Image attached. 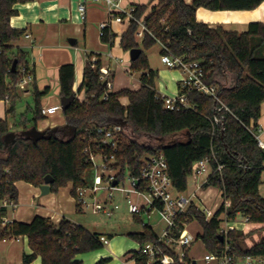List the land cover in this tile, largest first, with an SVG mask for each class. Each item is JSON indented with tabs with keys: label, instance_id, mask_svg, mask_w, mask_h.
Wrapping results in <instances>:
<instances>
[{
	"label": "trees",
	"instance_id": "trees-1",
	"mask_svg": "<svg viewBox=\"0 0 264 264\" xmlns=\"http://www.w3.org/2000/svg\"><path fill=\"white\" fill-rule=\"evenodd\" d=\"M26 1L0 0V99L6 101L8 98L7 113L15 111L16 100L21 96L19 82L25 75L21 68L26 67L34 75L27 52L14 45L27 31L11 24V18L18 14L15 5ZM263 2L158 0L150 10L147 4H134L136 19L129 20L128 28L121 36V46L125 50L142 49L140 56L130 62V71L141 72L140 88L109 91L105 80L100 78L101 60L89 58L76 92L75 64L65 63L59 69L60 96L76 95V99L63 111L66 124L77 128L75 135L48 128L49 135L36 141L21 133L44 118L41 102L50 91L49 88L39 89L32 80L33 119L28 121L27 116H23L20 123L14 122L11 127L7 118H0V200L18 203V181L41 186L49 174L54 179L51 184L53 191L57 192L71 183L75 194L78 187L88 183L90 163L84 153L87 129L127 121L118 156L122 165L130 166L135 173L140 169L142 157L162 151L167 157L174 187L184 192L194 162L211 158L213 172L203 186L218 187L224 202L211 220H207L204 210L194 204L182 217L183 221H197L202 226L198 238L202 239L208 253H217L229 242L234 255L264 257V237L248 248L241 245V240L256 229L245 233L234 228L222 239L219 219L223 212L227 213L229 220H235L241 213L249 223L259 224V229L264 230V197L259 190L263 183L264 149L258 145L249 128H258L264 103V21L252 22L247 31L238 32L228 31L222 26L212 27L197 18L200 7L250 10ZM141 19L145 20L147 30L139 41L138 20ZM115 37L111 26L101 36L108 43ZM156 43L162 44L161 53L188 55L201 61L205 81L217 86L218 96L232 109L227 113L224 132L212 134L215 99L203 92L195 90L189 93L190 100L196 104L195 109L166 108L164 98L156 89L158 72L150 66L146 53ZM114 76L109 72V78L114 80ZM82 90L86 92L85 100L77 95ZM107 92L108 97L104 98ZM122 97L128 98V105L122 103ZM20 125L22 129H18ZM12 131L16 136L7 144L6 137ZM213 150L216 151L214 156ZM218 161L224 164L221 171L216 170ZM7 213V208L0 210V215ZM134 218L142 223L139 217ZM143 226L142 231L130 232L129 236L140 244L156 240V230L150 224ZM102 235L68 218L55 223L50 217L37 215L30 222L13 221L4 227L0 222V240L28 237L32 253L24 254V264H32L39 256L42 264H83L76 256L103 248ZM130 253L136 264H148L147 257L138 250ZM192 261L188 253L185 263L177 260L174 264H190ZM105 262L106 259H101L98 264Z\"/></svg>",
	"mask_w": 264,
	"mask_h": 264
},
{
	"label": "built area",
	"instance_id": "built-area-1",
	"mask_svg": "<svg viewBox=\"0 0 264 264\" xmlns=\"http://www.w3.org/2000/svg\"><path fill=\"white\" fill-rule=\"evenodd\" d=\"M121 1L104 0L108 7L109 16L107 20L100 23L101 36L105 34V29L115 21L125 22L126 20L136 19L134 16L136 7L131 6L125 9L122 7ZM86 3L87 0H82L78 6L83 19L86 16ZM138 22L140 28L137 36L142 40L145 37L147 25L144 19L138 20ZM161 61L167 67L177 69L182 74L178 81L180 91L177 95L160 93L165 100L166 108L170 110L195 109L196 104L190 100L189 93L195 90L203 92L215 99L214 113L211 118L212 134L216 135L224 132L226 130L227 113L232 112V109L218 96L217 86L210 85L205 81V69L201 61L194 60L188 55L173 53H162ZM21 71L25 75L19 82V88L27 92L28 85H30L34 76L26 67H22ZM101 73L100 78L105 80L108 90H113V79L109 78V70L102 67ZM107 97L108 92L104 95V98ZM5 102H9L8 98ZM61 109V104L47 108L42 107V113L48 115ZM249 128L253 131L258 145L264 149L263 128L260 124L256 130L253 126ZM123 130L124 124L122 122H115L108 126L95 125L87 129L84 153L90 163V168L94 170V175L92 180L78 187L75 194H73L77 207L81 211L90 208L93 213H101L104 216L112 217L114 215L116 192H121L122 196L124 195L129 213L134 217H139L143 225L150 224L154 228L150 221V216L154 212H158L165 222L162 231L157 232L158 237L156 240L143 243L137 249L140 254L147 257L148 264H174L177 260L185 263L189 248L198 239V236L196 237L189 229L192 222L189 220L183 221L182 217L192 204L200 207L199 202L196 201L197 190L190 196L176 190L169 174L167 157L162 151L142 157L141 166L137 173L133 172L130 166L122 165L118 155L124 138ZM215 153L216 151L213 150V156ZM211 161L210 157H205L194 162L192 174L198 177L209 171V169L212 173ZM223 167L224 164L218 161L216 170L221 171ZM115 181L117 182L114 184ZM126 182H128V186H126ZM133 195H136L137 198L134 199ZM16 205L17 203L9 199L0 200V210L7 208L9 211V209H14ZM201 208L206 213L207 220H211L216 216L220 207L216 211L206 205ZM219 219L221 220L220 233L222 235H227L230 230L237 227L235 223L228 225L229 218L226 212L221 213ZM245 220L247 222L248 218H245ZM0 222L4 227L12 223L13 220L7 213L6 215H0ZM101 240L104 244L109 241L105 237H101ZM232 249L231 244L227 242L217 253H207L205 259L207 261L218 259L221 264H252V261L258 258V261L264 264V257L262 256H237L232 253ZM243 259H246V262Z\"/></svg>",
	"mask_w": 264,
	"mask_h": 264
},
{
	"label": "crops",
	"instance_id": "crops-1",
	"mask_svg": "<svg viewBox=\"0 0 264 264\" xmlns=\"http://www.w3.org/2000/svg\"><path fill=\"white\" fill-rule=\"evenodd\" d=\"M81 1L27 0L15 5L18 14L11 18V24L13 27L26 29L27 32L14 45L15 48H20L28 54L30 67L34 70L33 85H36L41 90L50 89L49 93L42 98L41 103L44 108L61 104L59 82L61 65L65 63L75 64L76 82L74 89L77 91V88H80L82 83L84 69L89 58L101 60L103 67L109 72H113L114 75H116V71L112 69L111 64L104 63V52L101 51L107 49L111 60L113 59L121 64L124 63V59L119 57L121 54L120 50L115 49V43L118 40L117 33L123 31L120 24L125 22H113L111 28L116 37L111 43L105 42L99 37V30H97L96 25L108 19L109 14L106 3L104 0H87L86 16L83 19L78 9ZM157 1L122 0L121 5L123 8L128 9L134 4H147L150 10ZM185 1L188 3L193 2V0ZM197 18L212 27L222 26L228 31L244 32L248 30L250 23L264 21V2L250 10H211L200 7L197 10ZM121 36L119 39L120 44ZM120 66L122 67V65ZM181 76L182 74L179 71V76L176 80V90L174 93L167 95H177L179 93L178 81ZM140 86L135 84L132 89H138ZM128 87L125 84H120L115 89L113 83V91ZM31 93V85H28L27 92H21V96ZM121 100L123 104H129L127 97H122ZM5 104L6 116H0V118L10 120L9 113H7V103L5 102ZM56 112L44 115V118L37 123V127L44 130L65 125L64 113L62 118ZM2 114L3 112H0V115ZM259 124L263 128L264 136V103L262 104V115L259 119ZM10 125L13 127V120H10ZM22 127L20 125L18 129H22ZM16 185L19 190V200L16 207L8 211V216L13 221L30 222L35 216L41 215L50 217L55 223H59L63 218H68L75 223L81 224L74 219L77 212L82 211L77 207L71 183L61 187L57 192L53 191L51 187V191L47 194L42 193L40 186H35L25 181H18ZM259 190L264 197L261 192V186ZM244 225L246 224H236L237 227L243 226L245 228ZM130 232L134 231H128V233ZM115 235H118V233H109L110 238L105 234L101 236L109 240L106 244L108 246L94 253L92 264H98L101 259H106L104 264H136L130 253V251L137 250L136 246L128 243L124 235L120 239L116 238ZM25 253H32L27 236L0 240V264H24ZM76 259L84 263L85 254H78ZM32 264H42L41 257L36 258Z\"/></svg>",
	"mask_w": 264,
	"mask_h": 264
},
{
	"label": "rangeland",
	"instance_id": "rangeland-1",
	"mask_svg": "<svg viewBox=\"0 0 264 264\" xmlns=\"http://www.w3.org/2000/svg\"><path fill=\"white\" fill-rule=\"evenodd\" d=\"M123 31L118 32L117 38L118 40L115 43V49L120 50V55L119 57L124 59V63H117L115 60H111L110 57L108 56V50L105 49L104 51V63L106 64H111V67L113 70L116 71V75L114 77V86L115 89H117L120 84H125L126 86H129L132 88V86L138 85L140 86V76L141 72L139 71H130V62H131V57H130V50H125L120 42V36L128 28L129 21L126 20L125 23L120 24ZM97 30H99V37L100 35V23L96 25ZM139 41H141L138 38ZM161 49L162 45L161 43H156L153 46H151L149 49L146 50V53L148 55L149 63L150 66L155 69L158 72V76L156 78V89L159 93L162 94H172L176 90V80L179 76V71L177 69H172L167 67L162 61H161ZM119 64V65H118ZM122 65V67L120 66ZM119 66V67H118ZM128 70V71H126ZM78 80V78L76 77ZM76 82V80H75ZM128 87V88H129ZM135 88V87H133ZM77 88V91L78 92ZM21 90V89H20ZM21 92H23L21 90ZM78 97H80L81 100L86 99V92L85 90H82L80 93L77 94ZM34 106H35V101H34V96L33 93L29 95H23L20 96L16 100V107L15 111L13 113H9V119L13 120L16 123H20L23 116H27L28 121H31L34 116ZM0 112H3L2 115L0 116H6V104L3 100L0 99ZM60 117L63 118V110H59L56 112ZM51 117V115H49ZM9 120V121H10ZM39 122V121H38ZM41 125V123H39ZM211 170L207 171L201 176L195 177L192 173L188 176V187L184 191V194L187 196L192 195L196 190H197V197L196 196V201L199 202L200 207H205L208 206L214 211H216L221 203L223 202V198L221 195V191L218 187L215 186H210V187H204L203 184L210 175ZM94 175V170L89 169L87 172L88 176V181L93 179ZM262 178L264 180V171L262 174ZM126 186H128V182L125 183ZM261 192L264 194V182L261 185ZM134 199L137 198L136 195H133ZM114 200V215L112 217H107L104 216L103 214L99 213H93V211L90 208H87L86 210L82 212H77V215H75V220L77 222H80L90 230L94 232H98L100 234H105L109 237V233H118V235H115V237L120 239L122 235L126 237V241L128 243L134 244L137 249L140 247V243L136 240H134L131 236H129L128 231H139L143 230V223L140 221H137L134 216H132L129 211H128V206L127 203L124 199V195L122 196V193L117 191L116 196ZM116 201V202H115ZM150 221L152 225L154 226L156 232L160 233L165 226V222L161 219L160 215L158 212H154L150 216ZM233 223L235 224H246L243 226H238L235 229L238 231H243L247 233V231L256 229L252 234L246 236L244 239L241 240V245L244 248H248L252 246L253 244L259 242L263 237H264V230L259 229L260 225L259 224H252L249 223L248 221L246 222L245 216H243L241 213H239L236 217L235 220H229L228 225H232ZM189 229L191 232H193L196 237L198 236L199 233L202 232L203 228L202 226L197 222L193 221L189 225ZM108 245H104L103 248L100 250H103L105 247ZM99 250L95 251H90L83 253L85 254V262L83 264H92V258L94 253H96ZM189 256L191 257L192 260H196L198 264H221L220 260H210L207 261L205 259V255L209 252L202 239L198 238L194 241V243L190 246L189 248ZM244 262H246V259H243ZM104 264V263H103ZM252 264H261L260 261H258V258L254 259L252 261Z\"/></svg>",
	"mask_w": 264,
	"mask_h": 264
},
{
	"label": "water",
	"instance_id": "water-1",
	"mask_svg": "<svg viewBox=\"0 0 264 264\" xmlns=\"http://www.w3.org/2000/svg\"><path fill=\"white\" fill-rule=\"evenodd\" d=\"M142 53V49L141 48H133L130 50V57H131V60H136L140 54ZM17 59L14 61L13 63V70L15 71L16 70V66H17ZM76 99V95L75 94H72L71 96H68V97H61V106H62V110H66L70 105L71 103ZM123 124H127V121H123ZM62 130L65 132V135H75L76 134V131H77V128L75 126H71V125H68V124H65L63 126H57V127H53V130L56 131V130ZM24 136H27V137H32L34 138V140H39L41 139L43 136H45L47 134V129H44V130H41L37 127V125L31 127L30 129H27V130H24L21 132ZM49 135V134H47ZM16 136V132L15 131H12L9 133V135H7L6 137V143H10L11 140L13 138H15ZM53 177L49 174L46 176L45 178V183L42 184L40 186V189L42 191L43 194H47L51 191V184L53 182ZM117 181L114 182V184L116 183ZM221 238L224 239V235L221 234ZM190 264H198L196 260H193L192 263Z\"/></svg>",
	"mask_w": 264,
	"mask_h": 264
}]
</instances>
